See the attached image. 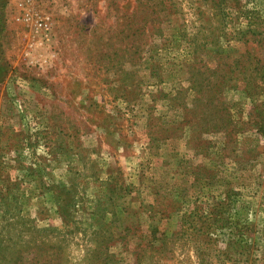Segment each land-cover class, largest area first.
<instances>
[{"label":"rangeland","instance_id":"374dc122","mask_svg":"<svg viewBox=\"0 0 264 264\" xmlns=\"http://www.w3.org/2000/svg\"><path fill=\"white\" fill-rule=\"evenodd\" d=\"M19 1L0 264H264V0Z\"/></svg>","mask_w":264,"mask_h":264},{"label":"built area","instance_id":"2783aa9c","mask_svg":"<svg viewBox=\"0 0 264 264\" xmlns=\"http://www.w3.org/2000/svg\"><path fill=\"white\" fill-rule=\"evenodd\" d=\"M38 0H20L17 4L21 13L18 17H16V21L26 22L32 24L37 30L47 31L49 22L48 18H37L34 19L33 14L31 13L29 7H33ZM29 8V9H27Z\"/></svg>","mask_w":264,"mask_h":264},{"label":"crops","instance_id":"0c3cea01","mask_svg":"<svg viewBox=\"0 0 264 264\" xmlns=\"http://www.w3.org/2000/svg\"><path fill=\"white\" fill-rule=\"evenodd\" d=\"M8 40H10L8 37H7V35H6V33L4 32L3 34H2V36L0 37V41H1V43H2V41H4L3 43H4V45H5V42H7ZM14 39H12L11 41H13ZM10 41V42H11ZM3 52V51H2ZM10 55H5V53L4 54H2L1 55V50H0V62H1V64H5V62H11L12 61V59H11V57H9ZM22 57H23V53L21 54V58H19L18 60H17V63H19L20 61H21V59H22ZM2 60V61H1ZM11 60V61H10Z\"/></svg>","mask_w":264,"mask_h":264},{"label":"trees","instance_id":"16d2710c","mask_svg":"<svg viewBox=\"0 0 264 264\" xmlns=\"http://www.w3.org/2000/svg\"><path fill=\"white\" fill-rule=\"evenodd\" d=\"M0 65H1V62H0ZM1 66H3V64H2ZM2 68H4V69H5V67H2Z\"/></svg>","mask_w":264,"mask_h":264}]
</instances>
